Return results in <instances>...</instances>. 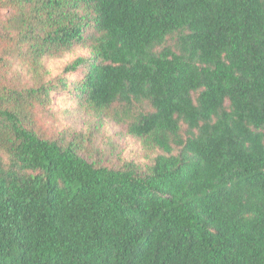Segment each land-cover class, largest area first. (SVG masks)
Segmentation results:
<instances>
[{
    "label": "trees",
    "instance_id": "trees-1",
    "mask_svg": "<svg viewBox=\"0 0 264 264\" xmlns=\"http://www.w3.org/2000/svg\"><path fill=\"white\" fill-rule=\"evenodd\" d=\"M0 264H264V0H0Z\"/></svg>",
    "mask_w": 264,
    "mask_h": 264
},
{
    "label": "rangeland",
    "instance_id": "rangeland-1",
    "mask_svg": "<svg viewBox=\"0 0 264 264\" xmlns=\"http://www.w3.org/2000/svg\"><path fill=\"white\" fill-rule=\"evenodd\" d=\"M80 53L83 54H88L87 51H81ZM72 59V57H68L66 58L64 61L62 60H56L54 62H51V67L52 70L54 71V73H59L60 72V67L62 66V64L65 61H68ZM59 94H55V96L57 97ZM56 108H60V109H65L66 106L68 107H75V104L73 102H68L67 104H65L64 102L61 101H56L55 103ZM89 121V117L87 115H83L82 113H78V112H72L70 113L65 119L64 122L66 124H71V125H75L77 127H81L83 125L89 124V123H94L95 121L92 122H88ZM97 123H102L99 121H96ZM102 128L105 131V133L107 134H115V133H119L116 136V139L120 145V148L123 152V154L125 156H130V157H134L135 152L137 151L139 144L137 143V141L135 139H133L132 137H130L129 135H127L124 132H121L120 127L118 125H116L115 123H113L112 121H106L102 123Z\"/></svg>",
    "mask_w": 264,
    "mask_h": 264
}]
</instances>
